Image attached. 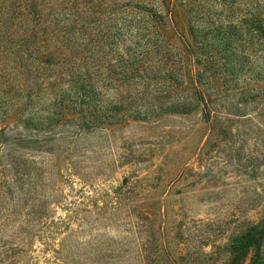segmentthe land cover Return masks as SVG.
<instances>
[{
    "label": "rangeland",
    "instance_id": "rangeland-1",
    "mask_svg": "<svg viewBox=\"0 0 264 264\" xmlns=\"http://www.w3.org/2000/svg\"><path fill=\"white\" fill-rule=\"evenodd\" d=\"M161 1L153 53L146 24L87 37L48 0L0 1V264H264V57L220 48L256 1ZM256 74L252 112L221 115L222 78Z\"/></svg>",
    "mask_w": 264,
    "mask_h": 264
},
{
    "label": "trees",
    "instance_id": "trees-1",
    "mask_svg": "<svg viewBox=\"0 0 264 264\" xmlns=\"http://www.w3.org/2000/svg\"><path fill=\"white\" fill-rule=\"evenodd\" d=\"M255 1V6L247 13V20L244 18L246 21L240 26L231 27L230 25L222 24L220 27V48L221 53L226 56V61L224 62L226 66H232L231 59L228 58V53H230L233 47H236L242 42L256 45L258 51L255 55H262L261 57H264V0ZM48 4L57 7L58 13L53 11L55 14L54 17L59 15L63 24L68 27L75 26L85 30L84 34L87 37L89 36L86 32L87 28L85 27L93 25L96 22H99V26L116 23H120L125 27L132 24L136 26L146 24L147 27L145 28L149 31V36H157L158 40L156 44H150L149 46L152 53L159 52L160 48L165 45L166 41L163 32L171 24H174L173 5H168L165 1L161 0H48ZM186 6L187 4L179 5V8L181 10ZM18 12L16 11L17 14ZM27 15L35 23V27L33 28V34L35 36L43 34L47 26L51 24L49 22H45V24L41 23L40 19H42L43 11H31ZM186 42V46L188 48L191 47L190 42L188 40ZM147 54L144 53L141 57L143 55L147 56ZM138 62H141V60ZM138 62L135 64L136 69L145 72V67H143L142 63ZM229 74L232 73L230 72ZM257 78L258 74L250 79L247 87L239 90L237 87L228 84L231 81L229 79H232V77H223L222 87L225 91L234 93V99L225 101L223 105L225 112H220V114L225 117H240L244 112H252L255 106L256 96H251L250 93L254 90L258 91L259 87L261 88L262 86ZM177 80L176 78L167 76L168 86L170 88L181 86L178 85ZM200 86L203 87V85ZM195 90L193 94L195 101L198 106L203 105L202 112L205 118L210 119L213 110L210 108L211 102L209 101V97H207L203 90H199L198 88H195ZM247 95L249 96L248 98H246ZM189 111V109H182V114H187Z\"/></svg>",
    "mask_w": 264,
    "mask_h": 264
}]
</instances>
